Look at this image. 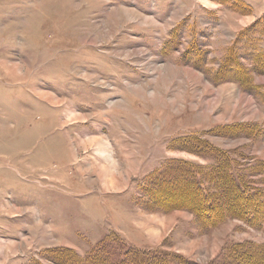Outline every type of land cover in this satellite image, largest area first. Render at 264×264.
<instances>
[{"label": "rangeland", "instance_id": "rangeland-1", "mask_svg": "<svg viewBox=\"0 0 264 264\" xmlns=\"http://www.w3.org/2000/svg\"><path fill=\"white\" fill-rule=\"evenodd\" d=\"M255 8L264 0H0V264H82L98 243L112 261L257 264L264 222L205 228L180 185L221 151L264 197V93L240 74H254L255 47L222 80L213 46L231 13L235 55L264 45V15L240 23Z\"/></svg>", "mask_w": 264, "mask_h": 264}, {"label": "trees", "instance_id": "trees-1", "mask_svg": "<svg viewBox=\"0 0 264 264\" xmlns=\"http://www.w3.org/2000/svg\"><path fill=\"white\" fill-rule=\"evenodd\" d=\"M256 43L257 40L255 39L242 41L240 43L242 50L240 49L236 55L232 52V48L229 47L222 64H220L219 69L216 70L219 71V77L225 80L226 73L229 71V73H231L233 71L231 67L229 68L228 61H231L232 58L236 59L238 56L252 52L251 49L254 47L255 49H253L252 57L255 65L253 64L252 68L255 70L254 72L263 73L264 45L260 44L258 46ZM235 61L237 62V60ZM245 72L246 70L240 73L243 74L242 82H244L246 86H253L252 77ZM259 132L260 131L257 130L255 131L253 134L255 138L259 137ZM261 135L262 137L264 136V131L261 132ZM250 138H253L252 132ZM214 156L209 169H204L203 171L192 170L188 174H180V185L183 187L181 199H184V196L187 198L183 204L185 209L201 219L200 221L205 228H215L223 224L230 217L231 219L243 220L251 225V228H259L260 223L264 222V197H260L259 192L262 190V187L258 189L259 195H257L256 192L250 194L246 188V186L249 185L244 180V177H242L244 175L241 169L238 166L233 167L230 154L216 151ZM229 165L232 167H229ZM212 180H214L216 185L218 184L220 188L215 194H218L219 197L217 196V198L221 199L214 198L212 197L214 195L211 196L209 194L210 189L206 186V183ZM257 196L260 198L257 199ZM246 200L250 203L245 202ZM261 218L262 220L256 223V220ZM237 254L240 257L243 255V253L239 251ZM171 255L173 254L165 251L142 254L136 251L132 252L131 250H126L124 257L112 261V259L106 256L103 246H100L98 243L95 244L88 253L84 256H79V258H81L80 261L82 264H171L169 259ZM182 261L184 264H194L191 261ZM255 261L257 264H264V250L261 254H255ZM249 262L248 260V264Z\"/></svg>", "mask_w": 264, "mask_h": 264}, {"label": "crops", "instance_id": "crops-1", "mask_svg": "<svg viewBox=\"0 0 264 264\" xmlns=\"http://www.w3.org/2000/svg\"><path fill=\"white\" fill-rule=\"evenodd\" d=\"M221 15H223V13H220ZM221 15H219L220 17H221ZM262 15H264V9L263 10H261V9H256L255 8V10L253 11V13L250 15V16H246L247 17V19H246V21L245 20H241L240 21V23H245L246 24V22H253V21H255V20H257V19H259V18H261V16ZM228 17V19L229 20H233L234 22H232V24L229 26V23H225L224 22V20L223 19H219L220 20V22H219V26H220V28H221V30H223V31H221V33L223 34V35H227V38H223V39H225L226 41H224L225 43L224 44H220V46H215L211 41H210V36L208 35V40L210 41V43H211V45L213 44V46L215 47V54H217L218 56L217 57H219L220 58V60L226 55V53H227V51H226V49L228 50V48L231 46V42L232 41H230L231 39L230 38H232V40L234 39V37H235V35L233 34V35H231L230 34V31L231 30H233V28H234V24H235V22L237 23V25H239V18H237L238 16H236V14L234 15L233 13H231L230 15H228L227 16ZM242 18H243V16H242ZM251 22V23H252ZM222 24H224V25H226L227 27H225L224 25H222ZM210 24H207V26H209ZM205 27H206V25H204ZM211 26V25H210ZM205 31V30H204ZM239 31V30H238ZM230 36V37H229ZM212 38V37H211ZM222 39V40H223ZM213 41V40H212ZM227 43V44H226ZM216 44V43H215ZM211 49H212V47L211 46H209ZM221 62V61H220ZM254 74L252 75V84H253V86H255V88L256 89H258L257 91V93L258 94H261V92L262 93H264V72L263 73H256V72H253ZM238 88H239V86H238ZM260 88H262V89H260Z\"/></svg>", "mask_w": 264, "mask_h": 264}]
</instances>
